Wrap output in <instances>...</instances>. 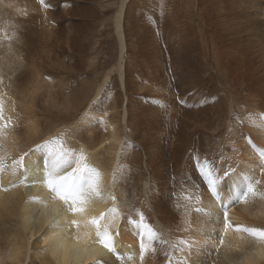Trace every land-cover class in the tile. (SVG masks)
<instances>
[{
    "label": "bare ground",
    "instance_id": "bare-ground-1",
    "mask_svg": "<svg viewBox=\"0 0 264 264\" xmlns=\"http://www.w3.org/2000/svg\"><path fill=\"white\" fill-rule=\"evenodd\" d=\"M132 1L120 0L118 10L113 16L119 57L115 68H111L109 71H117L118 79L124 90L128 83L126 70L129 71L125 68L128 58L126 54L129 50L126 43V30L128 29L125 12L127 13V9L132 5H136L132 4ZM145 1H147L146 5L151 2V0ZM158 1L161 28L158 27L163 32L160 41L155 46L157 55L153 54L158 56L160 63L157 64L160 65L158 74L164 79L167 75L166 71H171L170 74L177 71L179 73L177 77L185 80L191 86L188 90L184 91L179 88L176 93L175 91L172 93L173 97L171 98L173 99L170 102L174 101L171 103L174 106L171 113L163 118L166 112H164V108L167 107L164 105L163 108L159 104L147 102L149 98L152 99L151 97L157 95H160L161 98L163 96L164 99H162L165 101L170 98L165 92L166 86H158V81L156 84L158 88L153 87L155 88L154 92L139 90L140 92H134L130 94L131 96L126 95L128 96L125 97L127 98L126 104L120 105L115 111L112 107L111 111L113 112L108 110L112 114L109 115L107 112L109 118L107 117L106 120L105 117H102L106 113L99 115L101 116L98 117L101 122L99 127L97 124L99 121H95L97 118L95 103L106 91L108 71L88 105L77 116V120L67 126L61 125L55 128L53 133L44 137H49L51 141H57L59 145L72 150L75 156L82 155L83 163L95 169L99 174V194L86 199V202L81 205L84 208L83 212L71 211L69 206L57 198L55 193L43 182L45 171L52 160L49 152L57 145H46L45 143L43 144L46 145L45 147L35 150L40 143V141L36 143L39 138L36 136L37 132H34L35 134L18 133L13 110L14 107H17V100L15 101L13 98L14 95L7 93L3 88L0 89V264H25V262L28 263L27 257L30 261L38 259L41 261L40 264H98V262L99 264H264V239L242 230L248 228L264 231V159H262V154H264V87L258 89L255 85L256 80L254 81L255 75L252 73L257 69L254 68L257 58L255 61L252 60L255 52H253L252 46L255 48L256 44L260 45L261 51V61L258 62L263 65L258 68L263 69L264 67V0H260L263 2V6L259 7L256 18L259 31L243 30L253 24V21L246 22L247 17L243 13L248 16L253 14L252 6L255 0H249V6L244 9L238 7V0ZM4 3L8 5L7 12L12 13L11 11H13V13L10 15L9 30L5 32L0 29V41L4 42L6 35L13 37L16 42L20 41V44L21 40H27L29 36L25 37L30 33L25 31L27 33L25 35L15 29L13 32L12 29L19 21L23 24H30L32 19L43 22L44 27L47 25L45 29L43 28L47 31L46 37L53 36L55 27H48L49 23L44 24L43 15L45 13L43 14L44 11L42 12L35 0H29L26 5H19L13 0H0V5ZM136 3L138 4V2ZM77 6L79 5L76 4ZM2 12L0 13L3 14L6 11ZM148 23L150 22L148 21ZM32 25H34L33 22ZM81 30L83 31V29ZM80 31L78 30V32ZM35 32L34 34L39 37L43 35L39 31V35ZM54 34L56 33L54 32ZM57 35H59L58 32ZM57 35L55 36L57 37ZM155 38L153 37L154 40L151 38L152 42L156 41ZM257 39L262 41L258 42ZM45 40L47 39L45 38ZM57 41L53 40V43H57ZM5 43L9 44L10 41L6 40ZM23 44L26 43L23 41ZM139 45L142 44L139 43ZM6 48L9 50V47L6 46ZM6 48L2 49L7 52L12 50L10 48L8 51ZM27 48L30 53L32 46L25 49ZM140 48L144 49L145 47ZM246 48L248 49L246 50ZM208 51L211 52L212 66L217 71L223 72L228 78L233 77L238 83L241 82L239 83V86L241 84L239 105L233 106L232 104V98L237 93L224 97L216 90L207 89L206 86H209L210 82L208 79L212 75L208 74L202 77L200 71L201 63L204 60L209 61ZM260 51L255 53L260 54ZM3 54L1 55L4 56ZM16 54L15 58L19 61L18 53ZM136 55L138 54L136 53ZM257 56L259 57L258 54ZM26 59L25 62L28 61ZM141 59L143 62V57ZM141 59L139 58V60ZM150 61L152 63L151 59ZM25 62L22 63L30 64ZM158 62L156 61V63ZM163 64H169L171 70H164ZM25 68L27 69V67ZM143 68L145 69V67ZM36 75L38 76V73ZM37 76L32 78H37ZM190 76L193 77V80H189ZM29 77L31 79V76ZM21 78L24 79L23 76ZM135 79L138 80V78ZM142 79L145 82L144 78ZM200 81L205 83L201 85ZM32 82L33 80L30 83ZM35 83L37 84L36 79ZM178 83L181 86L183 84L182 81ZM238 83L235 84L238 86ZM262 83L264 84V82ZM133 88L136 89V87ZM261 90L263 93H260ZM24 93L22 91V94ZM56 94L58 93H54V96ZM113 94L115 93L113 92ZM176 96L180 97L177 102ZM27 97L26 99L29 98ZM113 98H116V95ZM155 98L158 99V97ZM119 99H121L120 96ZM119 99L117 101H120ZM157 101L155 100V102ZM185 103L189 109L181 106ZM196 104H198L197 107H195ZM21 105L23 107L24 104ZM21 105L18 106L20 109ZM220 108L227 111L220 118L224 122V127L220 130L217 128L206 132L205 127L211 128L210 120ZM107 120L109 121L106 122ZM81 123L84 125L82 126V128L84 127L83 131L86 132V134L83 132L84 136L87 135L84 143L74 139L78 124L81 125ZM38 125L34 124L32 128L34 127L33 129L38 131L36 129ZM80 125L79 127H81ZM29 128L31 130V127ZM98 129L101 130L100 133L93 135L92 132H96ZM198 129H201L202 134H208L213 140L217 141L218 139L217 144L216 141L213 142L217 145V160L209 161L199 153L203 141L200 135L194 136ZM125 137H128L131 142L123 139ZM138 146L144 152L146 169L143 170L140 181L133 182L130 177V168L141 167L143 161V156L138 152ZM98 150L102 151L101 155L99 153L97 155ZM22 156L21 165L18 162ZM191 168L198 170V173L202 169L207 170L206 181L213 180L217 184L216 191L211 190L216 197L212 198L210 195V186L207 182L194 186L177 185L179 177ZM226 170L229 172V176L224 179ZM65 171H71V168H67ZM196 171L195 173H197ZM221 179H224L222 185L220 184ZM249 181L254 190L248 192L244 197L242 194L247 191ZM237 197L239 199H236ZM225 204L230 205L227 209V227L222 209ZM113 208L116 209V212L109 214ZM141 215L144 218V223L156 234L152 240L148 239L147 230L143 231L141 237V229L133 223H128L129 220L139 222ZM94 218L101 226L107 227L112 246L115 249L114 252H110L98 242L96 225L91 223ZM72 221H77V224H73ZM141 240L147 248L143 262L140 259ZM181 241L186 243H181ZM39 247L42 249H38ZM31 248L32 251L28 256V250ZM117 254H120L121 257L117 258ZM31 262L33 264V260Z\"/></svg>",
    "mask_w": 264,
    "mask_h": 264
},
{
    "label": "rangeland",
    "instance_id": "rangeland-1",
    "mask_svg": "<svg viewBox=\"0 0 264 264\" xmlns=\"http://www.w3.org/2000/svg\"><path fill=\"white\" fill-rule=\"evenodd\" d=\"M13 1L19 5H26V3L29 0L28 1L27 0H13ZM35 1L41 7L42 12L44 11L43 14L45 13L43 15V21H45L44 24L49 23L50 25L48 24V27L49 26L55 27V31L54 30L53 31L56 34H54V32H53L54 37L53 36H47L46 37L47 31L44 29H45V27H47V25L44 27V25L42 24L43 22H38V20L36 21L35 19H32V21L30 23L31 25L26 24V23L23 24L22 22L19 21L17 23V25L15 26V28L13 26V29H12L13 32H15V30H17V31H20L23 34H25L26 33L25 31H27L28 34L30 33V35H32V36L26 35L27 34L26 33L25 38H27L28 36L29 37L27 38V40L26 39L21 40V44H20V41L16 42L15 40H13V37H11V36L7 37V35H6L4 38L6 40H9L12 46L10 45V43L9 44L5 43V41H6L5 39H2V40H5L4 42L0 41V43H1L0 44V84H1L0 89L3 88L4 91H6L7 93L11 94L12 96L14 95L13 98L15 99V101L17 100L18 102L19 101L21 102V103L19 102V105H18V102L16 101L17 107L13 108V110L15 112V119H16L15 123L18 127V133L21 132L22 134H26V133L35 134L37 132L36 136H38L39 138H37L36 143L40 141L39 145H43L50 140L49 137H47V138H44V137L47 135H50L51 132L53 133V130H55V128H58L61 125L67 126V124H71L72 122H75V120H77V116L88 105V103L90 102L94 92L96 91L98 86L102 83L101 81L103 80L104 76L107 74L109 69L115 68L117 61H118V57H119V52H118L119 47H118V40H117V37H116L115 32H114L113 16L116 14V12L118 10V5H119L120 0H44L43 3H41V0H35ZM136 2H138V4ZM158 2H159L158 0H151V2L149 4L150 6H149V5H146L147 1H145V0H133L131 3L136 4V5H132L129 9H127V13L125 12L126 27L128 30H130V31L126 30L127 31L126 43L129 47L128 52H130V53L127 52V54H126L128 57L126 59V63L128 64V66H127V64H125V66H126L125 68L129 69V71L126 70V73H128L127 78H129V79L126 78L128 83H126L127 85H126V88L124 90L121 87V83L118 79L119 76L117 74V71L112 70V71L108 72V74H107L108 78L106 80V85H105V90L107 92L104 91V93L100 96L99 100L95 103L96 104L95 107H97V109L95 108V110H96L95 112L97 114V115L95 114V116L97 117L95 121L100 122L98 117H101L99 115H102V113H104V114L106 113L105 116H102V117H105V120H106L107 117L109 118V115L112 114L110 112L115 111V109L117 110L120 105L126 104L127 98H125V97H128L126 95L131 96L130 94L137 92L139 90H141V92H143V91L154 92L155 88H158V86H160V85H162L164 87L166 86L165 88L167 90L165 88H163V89L166 90L165 92L170 97L168 99V101L163 100L164 99L163 96H162V98H163L162 99L160 95L156 94L157 96L151 97L152 99L149 98L147 100V102H149L150 104H159V106H163V108L165 105L167 107L166 109L164 108V112L166 111L165 115L162 112L164 115L163 116V118H164L165 116H167V114L169 115L171 113V111L173 110L174 104L171 105V103L174 101L170 102V100L173 99V98H171V97H173L172 93H174V91L176 93V90H178L179 88H182L184 91L191 88V86H189L190 84L188 82H186L185 80H181L177 77V75L179 74L177 71H175L172 74H170L171 71H168V72L166 71L167 75H166V78H164V79L159 76L160 74H158V73H160V67H159L160 65H157V64H160V63L158 62V56H154V55H157V52H156L157 47H155V46H157V43L160 41V38H161L162 33H163L162 29H160L161 26L159 23L161 21L159 19L160 17H159V10H158ZM6 3H8V2H6ZM6 3L0 5V8H2V9H0V12L6 11L5 13L2 12L4 15L0 13V27H1L0 29L4 30L5 32H6V30L7 31L9 30L8 27H9V22L11 19L10 15H12V13H13V11H11L12 13H10L9 11L7 12L8 5ZM76 4H78L79 6L76 7ZM127 4H128V2H127ZM249 4H250L249 0H238V7L242 8V9H244V7L249 6ZM261 5L263 6L262 1L255 0L253 2V6H252L253 14L251 16H248L247 14L243 13V15H245L247 17L246 22L253 21L252 25H249L248 27H245L243 29L244 31H259L258 25L256 23V18L258 17L257 14L259 12V7ZM133 9H135V10H133ZM153 11L155 12V14ZM135 12H136V14H135ZM157 12H158V15H157ZM127 14H128V18H130V19L127 18ZM8 16H10V17H8ZM44 16H46V17L44 18ZM139 16H141V17H139ZM148 21L150 23H148ZM5 22H7V23L5 24ZM32 22L34 25H32ZM36 23H37V25L39 24L41 27L39 25L38 26L35 25ZM133 24H135V25H133ZM3 26H4V28H3ZM34 26H36L39 30H35L37 28H35ZM146 26H147V28H146ZM25 27H27V28H25ZM41 28L42 29L44 28L43 29L44 33L42 32ZM80 28L83 29V31ZM131 28H133V29L131 30ZM52 29H54V28H52ZM57 29H58V31H56ZM78 30L79 31L81 30V31L78 32ZM154 30H155V32H154ZM163 30H164V28H163ZM34 31H36L35 33H38V31H39L40 34L42 35V33H43V35L39 37L36 34H34ZM136 31H137V33H136ZM57 32L59 35H57ZM141 34H142V37H141ZM152 34H153V36H151ZM38 35H39V33H38ZM55 35H57V37ZM154 35L156 36V38ZM128 36H130V37H128ZM41 37H44V38H41ZM51 37H53V38H51ZM59 37H61V38H59ZM127 37H128V39H127ZM132 37H135V38H132ZM153 37L155 38L156 43L152 42L154 40ZM45 38L47 40L44 41ZM62 38H64L65 40ZM60 39H62V40H60ZM133 39H135V40H133ZM143 39H145V40L143 41ZM247 39H249V38H247ZM53 40H54V42L56 40H58L59 42L63 41L64 43L63 42L59 43L58 41H57V43H53ZM23 41L26 44H23ZM66 41H67L68 45L66 44ZM257 41L259 42L262 40L257 39ZM48 42H49V44H48ZM129 42H131V44H129ZM16 43H17V45H16ZM27 43H29L28 46H27ZM139 43L142 45L140 46ZM73 44H74V46H73ZM153 45H154V47H153ZM256 45H255V48H253V46H252L253 52L254 51L255 52L260 51V45L259 44H256ZM6 46L9 47V50H10V48L12 50L9 51L6 48ZM22 46H24V47H22ZM31 46H32V48H31L32 50L29 49L31 51H29L30 53H28V48L27 49H25V48L26 47L30 48ZM137 47L139 48V50ZM140 47H145V48L141 49ZM2 48H4V49L6 48L9 52H12V53H9V52L3 50ZM140 49H141V51H140ZM247 49L248 48H246V50ZM13 50H14V52H13ZM144 50H145V52H144ZM5 52H6V54H5ZM155 52H156V54H155ZM255 52H254V57H252V60L255 61V59L257 58L256 63L253 62L255 65L254 68H257V69L252 73H253V75H255L254 76V81L256 80L255 85L258 87V89L259 88L262 89L264 87V84L262 83V82H264V80H263L264 79V74H263L264 73V67H263V69L261 67H260L261 69L258 68V66H263L262 64H260L261 62H258V61H261V51H260V54L255 53ZM8 53H9L10 57L12 55L11 58L9 57V55H7ZM16 53H18V60L20 62L17 61V58H15V57H17ZM19 53H20V55H19ZM136 53L139 56L136 55ZM142 53H143V55H142ZM1 54H3L4 56H2ZM27 54H28L29 58H27L28 57ZM128 54H130V55H128ZM257 54L259 55V57L257 56ZM255 55H256V57H255ZM7 56H8V58H7ZM132 57H135V58H132ZM142 57L144 60L143 62L141 59ZM151 57L152 58L154 57V59H152ZM26 58L28 59V61ZM130 58L132 59V61ZM139 58L141 60H139ZM25 59L27 62L30 63L29 65L27 62L24 61ZM150 59L152 60V63H151ZM147 60H148V62H147ZM208 60L209 61L204 60L201 63V71H200V76H202V77H205L208 74L212 75V77H210V79H208V81H210V82L208 84L209 86H206L207 89L210 90V88H211L212 90H216L218 94L220 92L221 94H223L224 97H226L228 94L237 93L236 96H233L234 99L232 98V104H233V106L239 105V102L241 101L240 91H239L241 84L239 86V83H241V82L238 83L232 76H231L232 78H228L226 75H224L223 72H219V70L217 71L212 66V58H211V52L210 51H208ZM139 61H141V62H139ZM156 61L158 63H156ZM22 62H25L27 64H24ZM132 62H133V64H132ZM136 62H137V64H136ZM140 63H141V65H140ZM164 63H166V62H164ZM155 64L157 67L155 66ZM256 64H257V66H256ZM20 66H22V67H20ZM141 66L145 67V69ZM164 66H165V68H164ZM25 67H27V69H29V70H27ZM156 68H158L159 70ZM163 69L164 70L165 69L171 70L169 64H167V65L163 64ZM145 70H147V72H145ZM11 71H12V74H11ZM256 72H257V74H256ZM37 73H38V76L36 75ZM129 74L131 77L129 76ZM145 74H147V75H145ZM14 75H15V78H14ZM28 75L31 76V79H29L30 77ZM133 75H135V76H133ZM154 75L155 76L157 75L155 77L156 79L153 77ZM22 76L25 80L21 78ZM34 76H37V78L39 77L38 78L39 80L37 78H32ZM148 76H150V77H148ZM255 77H256V79H255ZM135 78H138V80ZM142 78H144L145 82L143 81ZM35 79H36L37 84L39 83V85H37L35 83ZM132 79H133V81H132ZM146 79H148L147 80V81H149L148 83H147ZM151 79H152V81H151ZM257 79H258V81H257ZM32 80H33V82L30 83ZM43 80H44V82H43ZM136 80H137V82H136ZM155 80H156V82H155ZM189 80H193V77L190 76ZM130 81L132 82V84ZM179 81H182V83H183L182 86L178 83ZM259 81H261V82H259ZM151 82H153L154 84ZM157 82H158V84H157ZM143 83L145 84V86ZM150 83L153 84L154 86L151 85ZM204 83L205 82L200 81L201 85H203ZM235 83H238V86ZM32 84H34V86H32ZM137 84H139L140 86ZM156 84L158 86H156ZM29 85H31L33 87V89H31L32 88L31 86H30L31 88L26 87ZM136 85L138 86V89H137ZM149 85H150L151 90L149 88ZM132 86L136 87V89L133 88ZM140 87H141V89H140ZM153 87H155V88H153ZM28 88H29V90H28ZM22 91H23V93L25 92L24 94L26 96L24 94H22ZM26 91L29 93V94L27 93L29 98L27 97ZM168 91H169V93H168ZM242 91H244V88H242ZM109 92H110V95H109ZM113 92L115 94H113ZM261 92H262V90L260 91V93ZM54 93H58V94H56L54 96ZM151 94L153 95V93H151ZM115 95H116V98H113V97H115ZM22 96H24V97H22ZM119 96L121 99H119ZM26 97L28 99H26ZM50 97H52L53 99ZM155 97H158V99ZM117 98L120 101H117L118 100ZM21 99H23L25 101L23 102V100L21 101ZM114 99H116V100H114ZM155 100H158V101L155 102ZM179 100H180V97L176 96V102ZM162 101L165 102L166 104L163 103ZM115 102H116V104H115ZM25 103L27 104L26 106H25ZM97 103H99V104H97ZM103 103H105L106 105ZM21 104H24L23 107ZM160 104H162V105H160ZM20 105L23 109L22 108L20 109L18 107ZM114 105H116L118 107L116 108V106H114ZM181 106L183 108H188L187 103H185ZM197 106H198V104L195 105V107H197ZM24 107H26V108H24ZM112 107L114 108V110ZM228 108H229V105H228L227 109ZM233 108H237V107H233ZM111 109L113 111H111ZM19 110H20V113H19ZM108 110H110V112H108ZM161 110H162V108H161ZM98 112H99V114H98ZM107 112L109 113V115H107ZM225 112H227V111L224 108H220L210 120V127L211 128L205 127V131L210 132V131H213L217 128H218V130L222 129L224 127V122L222 120H220V118L223 116V114H225ZM232 118L234 119L235 117L233 116ZM108 121L109 120H107L106 122H108ZM99 122H97V124L100 127L101 122H100V124H99ZM27 123H28V125H27ZM219 123H221V124H219ZM34 124H35V126H36V124L37 125L39 124L36 128V129H38V131L37 130L35 131V129H33L34 127L32 128V126H34ZM20 125H21V128H19ZM79 125L80 124H78V128L76 129L74 139L80 143H82V142L84 143V142H86L85 140H86L87 135H86V137L84 136L86 134V132L83 131L84 127L82 128V126H84V125L82 123L80 125L81 127H79ZM22 126H23V128H22ZM24 127L26 130L24 129ZM29 127H31V130ZM157 128H160V127H157ZM161 128H163V127H161ZM99 129L96 131L97 133L94 131V132H92V134L93 133H94L93 135L99 134L101 131ZM185 131L187 132V130H185ZM200 131H201V129H198L194 135V136L200 135L202 138V141H203V145L201 146L199 153L201 155L205 156L206 159L209 161H212L213 159L217 160L218 156H217V150H216L217 145L216 144L218 143V139H217V141L213 140V138H211L208 134H202ZM186 132H184V133H186ZM197 133H200V134H197ZM88 135L91 136V134H88ZM123 139L131 142V140L128 137H125ZM214 141H216V144H214L215 143ZM137 149H138V152L143 156V161H142L143 167L142 166L141 167L134 166L133 169L130 168V173H131L130 177H131V180L133 182H139L141 179V175L143 173V170L145 171V169H146V167L144 166V161H145L144 152L139 146L137 147ZM98 153H99V155H101L102 151L98 150L97 155H98ZM191 169H189L188 171L185 172V174H184L185 176L182 175L181 177H179L177 185L182 184L181 186H194V185H197L198 183L200 184V183L206 182L207 177L201 175V170L198 173V170L196 171L195 169H192V173H191ZM203 170L207 172L206 169H203ZM193 171H194V173H193ZM195 171L197 173H195ZM195 179H197V180H195ZM192 183H193V185H192ZM236 199H239V197H237ZM33 239H32V242L35 240V239L34 240ZM30 247H31V242H30ZM38 249H42V248L39 247ZM31 251H32V248L30 250H28V256L31 253ZM116 256H117V258L121 257L120 254L119 255L117 254ZM32 260H33V264H40V262H41V261H38V259H32ZM36 260H37V262H36ZM26 261H28V263L25 262V264H29V263L32 264V262L29 260V257H27Z\"/></svg>",
    "mask_w": 264,
    "mask_h": 264
},
{
    "label": "snow or ice",
    "instance_id": "snow-or-ice-1",
    "mask_svg": "<svg viewBox=\"0 0 264 264\" xmlns=\"http://www.w3.org/2000/svg\"><path fill=\"white\" fill-rule=\"evenodd\" d=\"M44 0H41L43 3ZM46 145H57L54 149H51L49 155L52 157L50 166L46 169L44 174L43 182L46 183L47 187L55 193V196L62 200L65 205L69 206V209L73 212H83L84 208L81 207L86 202L87 198L92 197L93 195L99 194V174L95 169L91 168L87 164L83 163L84 157L75 156L70 149H66L63 145H59L57 141L46 142ZM46 145H37L35 150H39ZM27 155V154H25ZM262 159H264V154H262ZM23 156L20 158L18 163L22 165ZM71 168V171H65V169ZM202 176H207L208 173L201 170ZM229 176V172L226 170L224 172V179ZM224 179H221L220 184L224 183ZM210 190L216 191L217 184L213 180L206 181ZM253 185L249 181L247 185V191L242 194L246 197L248 192H252ZM114 199V197H113ZM230 205H223L224 219L227 227V209ZM116 209L113 208L110 210L109 214L115 213ZM103 218V214H102ZM73 224H77V221H72ZM93 225H96V236L98 242L101 243L105 248L110 252H114L115 249L112 246L111 237L107 231L106 226H101L97 219L91 220ZM128 223H133L137 228L141 229V237L143 236V231L147 230L148 239L152 240L155 238L156 234L152 229L144 223V218L141 215L139 222L129 220ZM237 230H240L237 228ZM245 232H248L254 236H259L264 239V231L258 229H242ZM222 242V241H221ZM181 243H186L181 241ZM154 250V249H153ZM147 248L141 240L140 244V259L143 262ZM99 264V262H98Z\"/></svg>",
    "mask_w": 264,
    "mask_h": 264
}]
</instances>
